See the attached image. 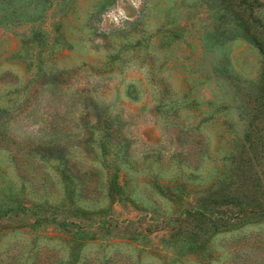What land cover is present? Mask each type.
<instances>
[{"label": "rangeland", "instance_id": "1", "mask_svg": "<svg viewBox=\"0 0 264 264\" xmlns=\"http://www.w3.org/2000/svg\"><path fill=\"white\" fill-rule=\"evenodd\" d=\"M105 117L128 155L116 173L131 201L102 207L140 235L95 238L82 264H170L176 249L160 219L217 181L233 202L222 211L238 218L211 237L210 262L264 264V0H0L1 192L48 182L55 197L35 149L67 153L83 192L99 199L90 141ZM57 241L31 264L65 257ZM23 242L1 236L0 264Z\"/></svg>", "mask_w": 264, "mask_h": 264}, {"label": "trees", "instance_id": "2", "mask_svg": "<svg viewBox=\"0 0 264 264\" xmlns=\"http://www.w3.org/2000/svg\"><path fill=\"white\" fill-rule=\"evenodd\" d=\"M111 121L103 118L99 133L90 141L91 160L98 173L96 189L100 193L99 199H90L83 192L81 180L69 168L67 153L47 156L35 149L31 157L38 163L37 171H43L47 178L53 176L49 183L54 187L55 197L49 196L44 187L48 182L41 183L40 192H34V186L25 184L23 180L10 194H3V188L0 189V237L22 234L24 240L20 248H15L11 264H31L40 244L45 246L54 236L58 241L52 245H58L59 250L66 248L67 255H61L51 264H82L84 249L89 243H94L95 238H122L125 231V236L131 240H136L140 235L136 228L130 227L131 221H118L102 207L104 199L108 202L112 199L131 201L117 181V168L126 162L128 155L121 144L110 142L108 129L111 128ZM105 167L113 168V171H108L107 179L102 180L101 170ZM218 182L196 197L193 203L183 207L177 215L160 219L168 226L164 244L176 249V257L171 258L173 262L170 264L184 255L198 258L197 264H212L216 261L209 250L211 237L230 230L238 218L237 214L222 211V205H232L233 202L222 198ZM51 232L57 235L49 234ZM117 232L123 235H117Z\"/></svg>", "mask_w": 264, "mask_h": 264}]
</instances>
